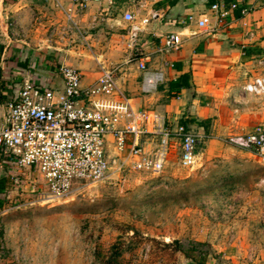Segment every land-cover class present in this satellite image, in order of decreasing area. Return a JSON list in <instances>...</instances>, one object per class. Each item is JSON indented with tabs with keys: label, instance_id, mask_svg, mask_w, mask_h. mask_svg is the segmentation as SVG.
Wrapping results in <instances>:
<instances>
[{
	"label": "crops",
	"instance_id": "1",
	"mask_svg": "<svg viewBox=\"0 0 264 264\" xmlns=\"http://www.w3.org/2000/svg\"><path fill=\"white\" fill-rule=\"evenodd\" d=\"M217 1L224 9L235 4L218 22L209 10ZM241 8L248 10L246 15L241 16ZM124 13L135 21L147 19L138 40L144 50L157 45L165 33L180 34L182 40L179 49L163 57L170 66L162 69L163 83L151 95L139 94L135 64L116 72L118 91L133 110H151L168 127L190 128L204 139L206 148L199 155L206 159L224 151L223 138L259 124L264 130V92H243L253 79L264 80V0H101L82 11H75L71 0H0L1 97L6 99L24 79L61 89L60 65L78 70L84 88L102 70L122 64L129 53ZM202 14L209 17L207 31L194 23ZM147 66L157 69L158 58ZM4 184L1 176L0 190ZM262 253L237 262L230 253L225 260L264 264Z\"/></svg>",
	"mask_w": 264,
	"mask_h": 264
},
{
	"label": "rangeland",
	"instance_id": "2",
	"mask_svg": "<svg viewBox=\"0 0 264 264\" xmlns=\"http://www.w3.org/2000/svg\"><path fill=\"white\" fill-rule=\"evenodd\" d=\"M3 187L0 264H227L230 253L235 262L264 254V165L228 145L198 155L192 170L175 149L159 176L128 173L121 189L104 181L57 204Z\"/></svg>",
	"mask_w": 264,
	"mask_h": 264
},
{
	"label": "built area",
	"instance_id": "3",
	"mask_svg": "<svg viewBox=\"0 0 264 264\" xmlns=\"http://www.w3.org/2000/svg\"><path fill=\"white\" fill-rule=\"evenodd\" d=\"M99 1L71 0V4L75 11H82ZM234 8L233 3L224 9L217 1L209 10L218 22ZM247 12L246 8L240 9L241 16ZM66 19L75 27L70 16ZM122 20L127 24L129 52L122 64L102 70L84 88L78 70L60 65L57 73L61 89L24 79L0 104V167L6 169L0 177L10 188L31 195L33 204L65 202L79 187L104 181H112L121 189L128 173L159 176L175 149L181 168L192 170L196 165L204 139L188 127L165 126L162 117L151 110H133L116 85V72L132 63L140 75L139 94H153L163 83L162 69L170 66L163 57L180 48V34L165 33L157 45L144 50L138 40L147 19L135 21L132 14L124 13ZM191 20L187 18L188 23ZM194 23L201 31L209 29L206 15ZM53 31H49V37ZM156 58L159 67L150 69L147 65ZM243 92L261 95L264 80L253 79ZM222 142L253 153L264 165V130L260 125L245 134L223 138Z\"/></svg>",
	"mask_w": 264,
	"mask_h": 264
},
{
	"label": "trees",
	"instance_id": "4",
	"mask_svg": "<svg viewBox=\"0 0 264 264\" xmlns=\"http://www.w3.org/2000/svg\"><path fill=\"white\" fill-rule=\"evenodd\" d=\"M225 2L228 4L229 2H232V0H225ZM6 99L1 97V94H0V104L3 103Z\"/></svg>",
	"mask_w": 264,
	"mask_h": 264
}]
</instances>
